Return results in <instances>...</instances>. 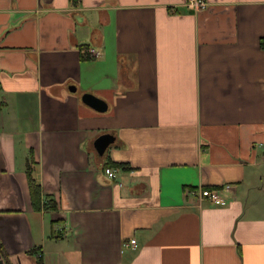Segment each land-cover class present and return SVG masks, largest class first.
<instances>
[{"label": "crops", "instance_id": "1", "mask_svg": "<svg viewBox=\"0 0 264 264\" xmlns=\"http://www.w3.org/2000/svg\"><path fill=\"white\" fill-rule=\"evenodd\" d=\"M204 1L0 0L11 264H264V0ZM31 154L57 210L33 208Z\"/></svg>", "mask_w": 264, "mask_h": 264}, {"label": "trees", "instance_id": "2", "mask_svg": "<svg viewBox=\"0 0 264 264\" xmlns=\"http://www.w3.org/2000/svg\"><path fill=\"white\" fill-rule=\"evenodd\" d=\"M74 4H76L77 0H73ZM261 46L264 48V38L261 40ZM91 56L89 55V47L83 45L81 47V58H90ZM34 158L33 155L31 154V158L29 157L28 162H27V176H28V181H29V186H30V192H31V198H32V205L33 208L37 211L40 210H57L58 209V204L55 198H53L50 195H43V190L41 184L37 181V179L34 176ZM110 165V163H109ZM112 166H118V167H125L126 164L124 163H112ZM192 187H185V191L187 193L191 191ZM203 189H219L217 186H206L203 187ZM31 253L37 255L38 258V263L39 264H44L43 259L41 257V253H37V251L31 250Z\"/></svg>", "mask_w": 264, "mask_h": 264}, {"label": "water", "instance_id": "3", "mask_svg": "<svg viewBox=\"0 0 264 264\" xmlns=\"http://www.w3.org/2000/svg\"><path fill=\"white\" fill-rule=\"evenodd\" d=\"M72 90H76L75 86L70 87ZM82 101L92 107L93 109L105 112L109 108V104L104 99L96 96L93 93L86 92L82 95ZM116 141V136L112 133H103L100 134L95 140H94V147L96 151L99 153V155H104L107 149ZM2 239L0 238V248L2 247ZM7 257V249H0V264H11L12 261H10Z\"/></svg>", "mask_w": 264, "mask_h": 264}, {"label": "built area", "instance_id": "4", "mask_svg": "<svg viewBox=\"0 0 264 264\" xmlns=\"http://www.w3.org/2000/svg\"><path fill=\"white\" fill-rule=\"evenodd\" d=\"M188 5L191 6L192 8L199 10L201 8L207 7V2L204 0H188ZM93 53L95 52L94 50H91ZM91 52V53H92ZM106 172L114 177V173L110 168L106 169ZM199 194L202 197H206L211 199V201L215 202L216 204H225L226 198L220 194L218 189H200ZM132 245L136 246L137 240L135 238H131L130 241L127 243V245Z\"/></svg>", "mask_w": 264, "mask_h": 264}, {"label": "rangeland", "instance_id": "5", "mask_svg": "<svg viewBox=\"0 0 264 264\" xmlns=\"http://www.w3.org/2000/svg\"><path fill=\"white\" fill-rule=\"evenodd\" d=\"M202 9V8H201ZM23 257H26V256H23Z\"/></svg>", "mask_w": 264, "mask_h": 264}]
</instances>
